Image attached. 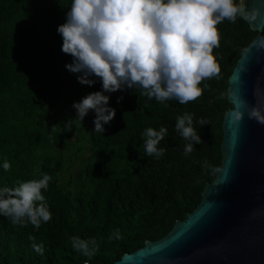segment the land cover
I'll return each mask as SVG.
<instances>
[{
  "label": "trees",
  "instance_id": "trees-1",
  "mask_svg": "<svg viewBox=\"0 0 264 264\" xmlns=\"http://www.w3.org/2000/svg\"><path fill=\"white\" fill-rule=\"evenodd\" d=\"M70 5L71 0H0V188L42 174L52 177L42 190L50 221L36 229L0 215V264H112L146 242L161 240L184 220L208 185L228 104V79L254 37L241 16L217 25L220 41L213 56L220 78L202 81V95L194 102L161 103L139 88L104 93L115 117L101 134L93 131L94 111L81 122L75 119L73 103L102 91V85L95 77L92 86L82 85L78 74L65 67L72 57L62 52L57 28ZM185 112L194 114L193 126L203 142L187 156L188 142L175 129ZM200 118L209 124L200 126ZM70 119L72 130L66 131ZM162 126L168 132L157 148L164 154L148 156L144 132ZM73 237L95 241L89 245L91 258L74 250ZM33 244L42 245L43 254Z\"/></svg>",
  "mask_w": 264,
  "mask_h": 264
},
{
  "label": "clouds",
  "instance_id": "clouds-1",
  "mask_svg": "<svg viewBox=\"0 0 264 264\" xmlns=\"http://www.w3.org/2000/svg\"><path fill=\"white\" fill-rule=\"evenodd\" d=\"M243 14L245 7L237 0H71L65 23L57 28L63 40L62 52L72 57V63L65 67L78 74L82 85L92 86L96 82L92 77L102 85V91L89 93L73 103L75 119L81 122L90 110L94 111L93 131L102 134L104 125L115 117V109L108 106L110 97L104 93L125 87L139 88L142 95L161 103L171 99L180 104L194 102L202 95V81L220 78L221 69L213 56L220 41L217 25L226 19L234 23ZM255 18L253 13L252 19ZM257 46L264 47V40ZM258 94L259 90L253 106L238 92L231 94V123L239 124L247 112L249 119L264 125V101ZM120 100L122 97L117 102ZM193 116L185 112L175 123V129L188 142L185 156L194 145L203 143L193 126ZM196 122L200 126L209 124L203 118ZM65 130H72V119L65 123ZM167 132L163 126L158 131L151 127L145 130L148 156L164 154L165 149H158L157 145ZM10 167L5 160L4 170ZM51 179L42 174L39 179L0 188V215L9 217L13 224L30 223L39 229L41 223L51 220L42 194ZM115 238H121L118 229ZM71 243L74 250L89 258L94 253L89 247L95 244L94 240L73 237ZM32 247L43 254L42 245Z\"/></svg>",
  "mask_w": 264,
  "mask_h": 264
},
{
  "label": "water",
  "instance_id": "water-1",
  "mask_svg": "<svg viewBox=\"0 0 264 264\" xmlns=\"http://www.w3.org/2000/svg\"><path fill=\"white\" fill-rule=\"evenodd\" d=\"M254 31L228 79L227 109L214 168L201 200L161 240L112 264H264V125L230 122L232 93L264 101V0H240ZM255 13L256 18L252 19ZM215 169V171H214Z\"/></svg>",
  "mask_w": 264,
  "mask_h": 264
},
{
  "label": "rangeland",
  "instance_id": "rangeland-1",
  "mask_svg": "<svg viewBox=\"0 0 264 264\" xmlns=\"http://www.w3.org/2000/svg\"><path fill=\"white\" fill-rule=\"evenodd\" d=\"M61 151H63V150H61ZM78 165H80V164H78ZM76 170H77V167H74L73 168V175L76 173Z\"/></svg>",
  "mask_w": 264,
  "mask_h": 264
}]
</instances>
